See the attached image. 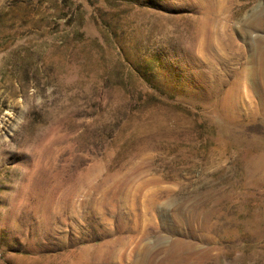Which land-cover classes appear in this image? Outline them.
<instances>
[{
    "label": "rangeland",
    "instance_id": "rangeland-1",
    "mask_svg": "<svg viewBox=\"0 0 264 264\" xmlns=\"http://www.w3.org/2000/svg\"><path fill=\"white\" fill-rule=\"evenodd\" d=\"M262 60L264 0H0V264H264Z\"/></svg>",
    "mask_w": 264,
    "mask_h": 264
},
{
    "label": "bare ground",
    "instance_id": "bare-ground-1",
    "mask_svg": "<svg viewBox=\"0 0 264 264\" xmlns=\"http://www.w3.org/2000/svg\"><path fill=\"white\" fill-rule=\"evenodd\" d=\"M262 61H264V60H262ZM260 63V62H259ZM264 64V63H263ZM261 65V64H260ZM264 68V67H263ZM260 69V66H259V68H258V70ZM253 72V71H252ZM251 73V72H250ZM250 73H249V75H250ZM260 73V72H259ZM261 75V74H260ZM263 76V77H262ZM261 77L263 78V81H264V73H263V75H262ZM263 91H264V88H263ZM261 105L263 106L264 105V98H262V103H261ZM256 106V105H255Z\"/></svg>",
    "mask_w": 264,
    "mask_h": 264
}]
</instances>
